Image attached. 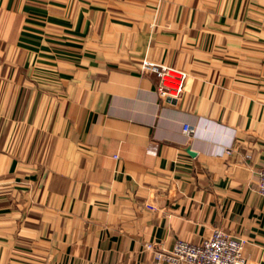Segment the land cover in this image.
Returning <instances> with one entry per match:
<instances>
[{
	"label": "crops",
	"instance_id": "1",
	"mask_svg": "<svg viewBox=\"0 0 264 264\" xmlns=\"http://www.w3.org/2000/svg\"><path fill=\"white\" fill-rule=\"evenodd\" d=\"M263 167L264 0H0V264H165L148 243L216 229L264 264Z\"/></svg>",
	"mask_w": 264,
	"mask_h": 264
},
{
	"label": "built area",
	"instance_id": "2",
	"mask_svg": "<svg viewBox=\"0 0 264 264\" xmlns=\"http://www.w3.org/2000/svg\"><path fill=\"white\" fill-rule=\"evenodd\" d=\"M141 69L143 73H152L158 77V92L162 98L173 101L184 94L188 80L186 71L149 60L142 63ZM184 133L192 136L194 130L186 125ZM258 193L264 197V167L258 172ZM244 247V241L226 235L219 229L197 245L179 240L168 251L157 244L146 245L148 251L154 252L156 262L165 264H249Z\"/></svg>",
	"mask_w": 264,
	"mask_h": 264
},
{
	"label": "water",
	"instance_id": "3",
	"mask_svg": "<svg viewBox=\"0 0 264 264\" xmlns=\"http://www.w3.org/2000/svg\"><path fill=\"white\" fill-rule=\"evenodd\" d=\"M191 153V152H190ZM192 155H194V153H191Z\"/></svg>",
	"mask_w": 264,
	"mask_h": 264
}]
</instances>
